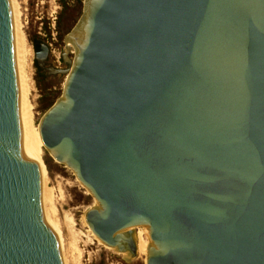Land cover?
Listing matches in <instances>:
<instances>
[{"label":"water","instance_id":"obj_1","mask_svg":"<svg viewBox=\"0 0 264 264\" xmlns=\"http://www.w3.org/2000/svg\"><path fill=\"white\" fill-rule=\"evenodd\" d=\"M64 42L37 129L85 194L23 152L0 0V264H264V0H83Z\"/></svg>","mask_w":264,"mask_h":264},{"label":"rangeland","instance_id":"obj_2","mask_svg":"<svg viewBox=\"0 0 264 264\" xmlns=\"http://www.w3.org/2000/svg\"><path fill=\"white\" fill-rule=\"evenodd\" d=\"M82 8L83 0H13V9L18 13V18L15 19L17 29L25 34L32 46L33 54L34 43H41L48 48V56L43 63L46 71L43 73L36 69L33 57L34 89L27 88L28 100L34 106L33 117L36 123L61 95L68 70L67 61H72L73 58V52L66 51L64 37L76 24ZM64 52L67 54L63 60ZM43 160L47 178L58 179L73 192L87 193L71 170L54 161L45 149ZM136 257L138 264H145L142 257L137 255Z\"/></svg>","mask_w":264,"mask_h":264},{"label":"bare ground","instance_id":"obj_3","mask_svg":"<svg viewBox=\"0 0 264 264\" xmlns=\"http://www.w3.org/2000/svg\"><path fill=\"white\" fill-rule=\"evenodd\" d=\"M12 17L14 23V40H15V53L16 63L18 71V79L21 92V120L23 127V152L31 158L37 167L39 176L47 178V171L45 162L43 160L44 146H42L39 136L37 124L33 117V107L28 100L27 88L34 89L32 80V61H33V49L30 45L25 34L17 29L16 18L18 13H15L13 9V0H10ZM71 47L70 44H67ZM34 75V74H33ZM33 103V102H32ZM81 185V184H80ZM86 191V190H85ZM87 192V191H86ZM136 243V255L142 257L145 262V253L148 254V248L145 244L143 236L141 234L135 235Z\"/></svg>","mask_w":264,"mask_h":264},{"label":"flooded vegetation","instance_id":"obj_4","mask_svg":"<svg viewBox=\"0 0 264 264\" xmlns=\"http://www.w3.org/2000/svg\"><path fill=\"white\" fill-rule=\"evenodd\" d=\"M44 62H46V61H44ZM36 65H37V67L39 69V71H38L39 73H43L44 71H46L45 70V66H43V68H40L37 63H36Z\"/></svg>","mask_w":264,"mask_h":264},{"label":"built area","instance_id":"obj_5","mask_svg":"<svg viewBox=\"0 0 264 264\" xmlns=\"http://www.w3.org/2000/svg\"><path fill=\"white\" fill-rule=\"evenodd\" d=\"M52 26H53V28H54V22L52 23Z\"/></svg>","mask_w":264,"mask_h":264},{"label":"trees","instance_id":"obj_6","mask_svg":"<svg viewBox=\"0 0 264 264\" xmlns=\"http://www.w3.org/2000/svg\"><path fill=\"white\" fill-rule=\"evenodd\" d=\"M36 69L39 71L38 67L36 66Z\"/></svg>","mask_w":264,"mask_h":264}]
</instances>
